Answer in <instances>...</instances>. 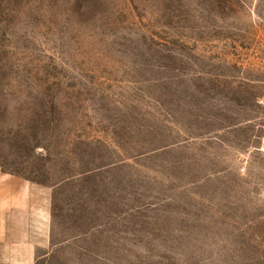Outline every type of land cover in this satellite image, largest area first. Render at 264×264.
<instances>
[{
    "label": "rangeland",
    "instance_id": "374dc122",
    "mask_svg": "<svg viewBox=\"0 0 264 264\" xmlns=\"http://www.w3.org/2000/svg\"><path fill=\"white\" fill-rule=\"evenodd\" d=\"M264 0H0V170L49 213L35 264H264Z\"/></svg>",
    "mask_w": 264,
    "mask_h": 264
},
{
    "label": "crops",
    "instance_id": "0c3cea01",
    "mask_svg": "<svg viewBox=\"0 0 264 264\" xmlns=\"http://www.w3.org/2000/svg\"><path fill=\"white\" fill-rule=\"evenodd\" d=\"M32 183L0 170V264H35L50 243L49 213Z\"/></svg>",
    "mask_w": 264,
    "mask_h": 264
},
{
    "label": "built area",
    "instance_id": "2783aa9c",
    "mask_svg": "<svg viewBox=\"0 0 264 264\" xmlns=\"http://www.w3.org/2000/svg\"><path fill=\"white\" fill-rule=\"evenodd\" d=\"M258 103L263 108L262 124L260 125V135L258 136L257 151L264 156V98L258 99Z\"/></svg>",
    "mask_w": 264,
    "mask_h": 264
}]
</instances>
